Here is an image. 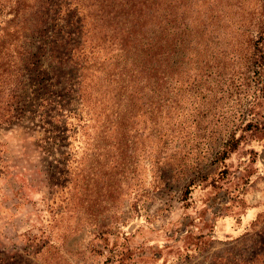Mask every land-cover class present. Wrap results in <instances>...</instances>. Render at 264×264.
Here are the masks:
<instances>
[{
    "label": "rangeland",
    "instance_id": "1",
    "mask_svg": "<svg viewBox=\"0 0 264 264\" xmlns=\"http://www.w3.org/2000/svg\"><path fill=\"white\" fill-rule=\"evenodd\" d=\"M9 18L2 15L0 26ZM39 40H26L38 69L24 76L21 118L0 126V251L23 256L11 263L264 264L263 133L245 132L183 200L175 181L155 179L152 148L142 142L151 136L127 146L123 135L104 130L102 87L89 98L68 94L69 66L58 72L52 46ZM59 94L68 109L51 101Z\"/></svg>",
    "mask_w": 264,
    "mask_h": 264
},
{
    "label": "trees",
    "instance_id": "2",
    "mask_svg": "<svg viewBox=\"0 0 264 264\" xmlns=\"http://www.w3.org/2000/svg\"><path fill=\"white\" fill-rule=\"evenodd\" d=\"M2 1L0 17L10 18L0 26V126L21 118L24 76L38 69L25 45L37 35L58 72L69 66L68 94L89 98L102 87L104 130L127 146L151 136L142 142L154 177L175 181L183 200L245 132L264 134V0H12L4 13L10 0ZM58 99L59 111L68 109L67 96ZM13 257L23 256L0 251V264H21Z\"/></svg>",
    "mask_w": 264,
    "mask_h": 264
}]
</instances>
